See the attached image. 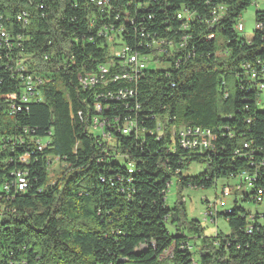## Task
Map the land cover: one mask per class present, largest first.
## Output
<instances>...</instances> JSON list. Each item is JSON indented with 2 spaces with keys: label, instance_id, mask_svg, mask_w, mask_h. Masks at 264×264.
<instances>
[{
  "label": "trees",
  "instance_id": "1",
  "mask_svg": "<svg viewBox=\"0 0 264 264\" xmlns=\"http://www.w3.org/2000/svg\"><path fill=\"white\" fill-rule=\"evenodd\" d=\"M252 3L110 0L109 14L91 0H0L4 25L15 40L23 37L15 55L22 43L31 56L24 59V76L5 54L0 61V264H264V214L247 211L236 195L230 210L214 218L225 217L230 232L209 235L200 220L188 217L182 196L187 188L212 187L244 170L253 186H246L242 201L257 203L255 194L264 188V95L244 67L264 64V9L256 11L263 27H255L251 39L236 29ZM218 4L226 12L211 24ZM184 7L196 13L186 31L177 18ZM20 11L29 14L26 27L16 22ZM127 11L135 24L125 20ZM117 14L130 52L155 60L161 53L147 45L153 36L174 45L184 33L187 49L161 56L162 65L147 68L137 82L113 81L122 67L100 30L117 23ZM219 35L225 39L222 56ZM103 66L109 74L101 78ZM88 73L98 74L97 81L83 86L80 76ZM27 75L41 80L35 96L27 102L9 98L23 91ZM127 86L135 88L133 97L107 96ZM15 103L20 110L13 112ZM124 116L135 117L144 132H119L115 121ZM95 117L106 124L98 134L92 132ZM180 127L211 129L213 147L200 152L180 146L171 132ZM51 157L59 158L55 179ZM194 163L204 166L199 174L189 173ZM18 172L26 173L25 191L14 187ZM173 177L179 199L169 206Z\"/></svg>",
  "mask_w": 264,
  "mask_h": 264
},
{
  "label": "built area",
  "instance_id": "2",
  "mask_svg": "<svg viewBox=\"0 0 264 264\" xmlns=\"http://www.w3.org/2000/svg\"><path fill=\"white\" fill-rule=\"evenodd\" d=\"M93 3L96 4V6L100 9L102 12H108L110 14V8L112 7L110 4V0H91ZM138 7L142 6L141 4H137ZM145 5H148L146 3ZM105 9H107L105 11ZM226 12V8L223 4H218L217 7L214 8L212 14L213 19L211 20V24H214L218 22V20L224 16ZM137 15V8L136 13ZM196 16V13L194 11H190L188 8L184 7L181 9L178 14L177 18L181 20V29L183 31H186L190 27V23L192 20H194ZM151 18V15L148 16ZM125 20L130 22L132 24L136 23L135 17H132L130 12L127 11L124 16ZM16 22L18 24H21L22 26L26 27L27 24L30 22L29 14L26 11H20L15 15ZM91 25H94V19L92 16L88 17ZM116 20L120 19V15L115 16ZM256 27L262 28L263 25L256 24ZM236 29L238 32H244L245 26L244 23L238 19L236 24ZM125 31L124 24L120 23V20L117 23L110 22L109 25H104L103 28L100 30V34L104 36V39L106 41V45L109 47V50L112 55L116 56L118 58V63L122 67L120 72H116L111 75V79L113 81L118 80H125L129 83L137 82L140 79L141 73L145 71L150 66L156 67L161 66L162 63L159 61L161 56L171 55L174 54L177 51H183L187 49V44L189 42L190 37L188 34H182L180 37V40L178 42L174 41V45H165V38L164 37H158L153 36L151 40L147 43L148 47L151 48L154 45H163L164 46V54H155L157 59H152L150 55H144L140 54L138 52H130L127 45H123V33ZM143 36L145 35L144 29H142ZM16 40H23L22 34H17ZM210 38H215L214 33H211L209 35ZM16 40L12 33L9 31V29L4 25L3 23V16H0V51L2 50L3 54L0 53V61L3 59L4 54L8 59H11L12 62H14L17 65L16 68V74H20L21 76H24L23 73L28 72L29 67L24 66V59H31V56L27 54L23 49V44H17L19 47H21L22 50L17 52V55H15V51L13 47L16 45ZM260 63V62H259ZM244 67L250 71V79L255 82L254 86L256 89L260 92V95H264V82L261 80V78H264V64L260 63V68L256 69L251 67L250 64H245ZM109 74V68L106 66H103L100 68L99 77L103 78L105 75ZM97 75L98 74H91L88 73L85 76H80V81L83 86L93 85L97 81ZM262 76V77H261ZM26 79V86L21 91V93L17 96L16 94L9 95V98L11 99H17L20 97L21 102H27L31 100L35 96L36 86L41 83L40 79H35L31 75H27V77H24ZM136 90L132 86H127L125 88H121L117 90V92L112 93L109 92L107 96H110L111 98H128L133 97ZM261 96V97H262ZM262 102V99L259 97V103ZM140 104L136 105V109H140ZM13 112L16 110H20V107L17 106V103L12 105ZM96 109L98 112L102 110V105L100 103H96ZM117 117L115 121V125L118 124V130L123 135H130L135 134L138 136V134L144 131H141L139 129L140 126H138L137 119L132 116H124L122 119ZM104 122L98 119V117H95L93 122V128L97 130H104L105 129ZM156 132L159 136L164 134V122L161 120V118L157 122V129ZM172 137L174 140L182 147L187 149H193L197 151H204L207 149H210L213 147V141L215 139V135L211 129H203L201 127H180L178 129L173 128L171 130ZM104 136H108L110 138V135H107V133H103ZM46 144L43 146H40V149L45 148ZM245 147L248 146V144L244 145ZM27 157L23 158V160H26ZM56 163L57 166H59V158L57 157H51L50 158V165H49V173H51V169L53 168L54 164ZM229 178L236 180V190L243 189L246 186H253L252 184V176L247 171L244 170L240 172L237 175H231ZM28 186V179L26 176V173L24 172H18L15 177L14 181V187L17 191H25ZM5 190L10 189V184L5 185ZM234 193L233 188L230 185H224L221 188V191L219 194L216 193L215 201L212 203L208 201L207 209L205 212V220H210L211 222H216L214 219L217 212L221 210H230L231 203L234 199ZM256 202L259 204L264 203V188H259L257 190V193L255 194ZM5 211L4 204L0 201V213ZM192 248V247H191ZM171 251H167V256L171 255Z\"/></svg>",
  "mask_w": 264,
  "mask_h": 264
},
{
  "label": "rangeland",
  "instance_id": "3",
  "mask_svg": "<svg viewBox=\"0 0 264 264\" xmlns=\"http://www.w3.org/2000/svg\"><path fill=\"white\" fill-rule=\"evenodd\" d=\"M258 9H264V0H253V3L246 9L244 12H242L239 20H241L244 23L245 30L241 34L244 35L247 39H251L253 36V32L256 27V11ZM225 43V39L219 35L217 39L218 44V55L222 56V53H224V50L222 48V45ZM92 132L94 134H98V130L92 129ZM204 169V166L194 163L189 171L190 174H199ZM50 176L52 179H55L58 172H59V166L54 164L53 168L50 171ZM224 185H230L233 188L234 196H238L239 199V205L243 206L247 211H250L251 213H261L264 214V203L263 204H257L252 201H242V195L243 192H249V188L244 187L243 189L236 190V180L232 178H222L219 179L217 182V185L212 187H201V188H187L183 190L182 196L186 205V210L188 217L190 219H198L200 220L203 225L206 228V233L209 235H214L216 231H221L225 234H228L230 232L229 224L225 217L220 216L217 218L216 222H211L210 220H205V212L207 209L208 201L214 202L216 193L219 194L221 191V188ZM179 199V188L177 184V178L173 177L169 189L166 195V202L169 206H173L175 202H177ZM264 222V218L262 219ZM168 228L170 231H174L173 228L168 225ZM193 245V252H194V258L195 260L198 259V246L196 242L192 243Z\"/></svg>",
  "mask_w": 264,
  "mask_h": 264
},
{
  "label": "bare ground",
  "instance_id": "4",
  "mask_svg": "<svg viewBox=\"0 0 264 264\" xmlns=\"http://www.w3.org/2000/svg\"><path fill=\"white\" fill-rule=\"evenodd\" d=\"M168 41L165 40V44L167 43ZM172 45V44H170ZM154 49L158 50L159 53L161 54H164V46L163 45H154ZM253 179V178H252ZM253 181V180H252Z\"/></svg>",
  "mask_w": 264,
  "mask_h": 264
}]
</instances>
